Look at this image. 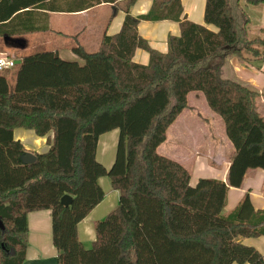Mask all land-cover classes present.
Listing matches in <instances>:
<instances>
[{"label": "trees", "instance_id": "16d2710c", "mask_svg": "<svg viewBox=\"0 0 264 264\" xmlns=\"http://www.w3.org/2000/svg\"><path fill=\"white\" fill-rule=\"evenodd\" d=\"M102 1L116 0H0V36L14 35L11 21L33 8L76 12ZM135 1L126 0L120 30L105 34L98 50L73 47L82 64L42 49L16 60L13 83L0 70V264L24 263L27 214L40 209L51 210L58 264H264V254L239 240L264 235V210H255L247 193L223 212L229 186L240 187L250 169L264 170V118L257 92L221 75L232 55L260 63L264 38L240 45L230 0H206L205 24L183 16L181 0H153L136 16L129 11ZM142 20L176 21L180 34L169 35L168 50L158 51L140 35ZM137 49L149 53L147 64L134 60ZM193 91L223 120L233 145L227 182L203 177L191 185L190 170L164 153L168 130L190 108ZM189 126L182 119L171 139ZM18 127L54 133L32 164L22 160L26 149L13 133ZM113 129L119 138L108 169L96 152L100 135ZM103 176L119 199L96 222V238L86 248L78 224L104 198ZM65 194L72 196L69 205L61 202Z\"/></svg>", "mask_w": 264, "mask_h": 264}, {"label": "crops", "instance_id": "0c3cea01", "mask_svg": "<svg viewBox=\"0 0 264 264\" xmlns=\"http://www.w3.org/2000/svg\"><path fill=\"white\" fill-rule=\"evenodd\" d=\"M230 1L236 22L240 21V29H237L240 39H246L255 27L263 31L262 37L264 38V7L251 5L247 0ZM181 2L183 16L196 23L205 24L204 9L206 0H181ZM152 3L153 0H136L130 5L129 11L135 16L145 14L150 10ZM127 5L126 0L102 1L91 8L76 12L49 11L43 8L44 6L33 8L32 13L22 16L24 18L11 21L10 26L16 32L14 35L0 36V55L5 52H18L19 57L15 58L17 60L25 55L27 51L35 48L34 46L41 40L42 45H39V47L48 49V46H54L52 41H54L53 38L57 37L56 34L61 33L75 38L74 44L65 46L72 52L69 56L77 60L73 47L81 45L88 52L98 50L105 34L113 35L120 30L126 16L127 9L125 7ZM115 7L117 10L112 16V10ZM64 14L75 16L78 19L75 20L76 25L73 22V24L71 23L72 27L68 29V32L56 27V24L53 23ZM254 20L257 22L259 20L260 25H256ZM250 23L254 27L252 25L250 27ZM31 25L35 26V30L24 31L26 27ZM43 25L46 27L44 28ZM246 25H249V28L245 29ZM208 27L214 29L212 26ZM138 31L142 37L148 40L152 48L166 52L168 50L167 40L169 35H179L180 26L178 22L171 20H142L138 25ZM32 40L33 42H31ZM52 50H57L60 54L59 49ZM134 60L141 64H147L149 53L143 49H137ZM11 71L12 68L1 70V72L8 74L10 82L13 83ZM221 75L256 91L258 94L255 99L256 110L264 118V59L257 63L229 56L225 59ZM188 104L191 109H185L170 126L167 140L163 144V146L174 144L177 147L178 154L170 150L167 152L165 149L164 153L176 157L191 173L193 172L190 179L191 185H195L199 178L203 177L227 182L230 153L233 150V145L225 134L223 120L209 109L204 98L198 92L193 91L188 94ZM196 108L202 109L201 112L196 111ZM182 119L190 125L189 128L180 129L178 134L171 139V128H175ZM118 131L119 129H113L103 133L98 140L97 159L108 169L115 159ZM13 133L14 137L22 142L26 152L35 155L47 151L54 136L53 131L44 136H38L34 130L22 127L15 128ZM99 182L105 192L104 198L78 224V236L86 248H90L96 238V222L113 210L119 199V191L112 187L108 176L101 177ZM247 193L255 210H264L263 169H250L247 171L240 187L229 186L226 205L223 209L224 214H229L235 209ZM27 221L28 244L23 264H58V250L53 244L51 210L30 211L27 214ZM239 240L246 245L254 246L260 253L264 254V235L243 237ZM233 264L239 263L235 262Z\"/></svg>", "mask_w": 264, "mask_h": 264}, {"label": "rangeland", "instance_id": "374dc122", "mask_svg": "<svg viewBox=\"0 0 264 264\" xmlns=\"http://www.w3.org/2000/svg\"><path fill=\"white\" fill-rule=\"evenodd\" d=\"M254 6H259V7H264V2L260 3L259 5H254ZM75 20H78L75 16H72V15H69V14H64L62 16L59 17V19H57V21H54L53 23L56 24V27H59L60 29H62L63 31H66L68 32L70 29V27H72L71 25L74 23L75 24ZM73 22V23H72ZM240 21L236 22V27L237 29L239 28L240 29ZM72 23V24H71ZM254 23L256 25H260V21L258 20L255 21L254 20ZM76 25V24H75ZM251 23H250V27H251ZM253 26V25H252ZM254 27V26H253ZM249 28V25H246L245 26V29ZM241 33V32H240ZM263 35V31L262 30H259L258 28H253V30L251 31L250 35H248V37H246V39L244 38H241L240 39V45H242L243 43H248V42H251V41H254L256 40L257 38H260L262 37ZM57 37L53 38L54 41L53 44L54 46H48L47 48L48 49H59L60 50V54H61V57L63 59H66V60H76V59H73L71 58V54L72 52L69 51V49L65 46V45H70V44H74L75 42V38L71 35H63L61 33H57L56 34ZM33 42V40L31 41ZM39 45H42V40L41 42L39 41L38 44H36V46H34L35 48L33 49H30L29 51H27V53H30V52H34V51H39L41 49H44L43 47H39ZM2 49H3V46L1 45ZM46 47V46H45ZM5 50V49H4ZM6 51V50H5ZM26 53V54H27ZM242 54L246 57V58H251L253 57L252 53L251 52H247V51H242ZM3 55H7L11 58H16V57H19V53L18 52H5L3 53ZM70 55V56H69ZM234 57H237L236 55H232ZM76 57V56H75ZM231 57V56H230ZM77 58V61L79 63H83V60L81 58H79L78 56L76 57ZM79 59V60H78ZM202 110V109H201ZM200 110V111H201ZM204 112V111H203ZM119 132V131H118ZM118 138H119V133H118ZM117 144H118V139H117V143H116V149H117ZM167 151H172L174 153L177 154L178 151H176L177 147L173 144H168V145H165L164 147ZM116 152V150H115ZM193 172L191 173V176H192ZM207 178V177H205Z\"/></svg>", "mask_w": 264, "mask_h": 264}, {"label": "water", "instance_id": "95a60500", "mask_svg": "<svg viewBox=\"0 0 264 264\" xmlns=\"http://www.w3.org/2000/svg\"><path fill=\"white\" fill-rule=\"evenodd\" d=\"M37 159V156L31 152H25L23 155H22V160L24 163H27V164H32L36 161ZM61 202L64 204V205H69L71 202H72V196L69 195V194H65L62 196L61 198ZM0 229L4 230L5 229V225L3 223V221L0 219Z\"/></svg>", "mask_w": 264, "mask_h": 264}, {"label": "built area", "instance_id": "2783aa9c", "mask_svg": "<svg viewBox=\"0 0 264 264\" xmlns=\"http://www.w3.org/2000/svg\"><path fill=\"white\" fill-rule=\"evenodd\" d=\"M16 59L11 58L7 55H0V70L12 68L15 66Z\"/></svg>", "mask_w": 264, "mask_h": 264}]
</instances>
